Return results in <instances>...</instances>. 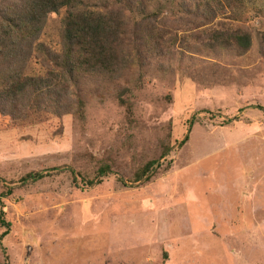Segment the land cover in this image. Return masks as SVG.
Instances as JSON below:
<instances>
[{
	"label": "rangeland",
	"instance_id": "1",
	"mask_svg": "<svg viewBox=\"0 0 264 264\" xmlns=\"http://www.w3.org/2000/svg\"><path fill=\"white\" fill-rule=\"evenodd\" d=\"M136 1L145 11L118 39L122 72L80 74L60 117L23 127L0 111V196L13 190L1 199L0 264H264V0L206 16L192 0ZM66 15L48 16L45 51L60 52ZM239 30L248 50L223 44ZM12 50L0 90L7 69L21 76V45ZM46 69L39 58L27 73ZM33 173L45 177L22 182Z\"/></svg>",
	"mask_w": 264,
	"mask_h": 264
},
{
	"label": "trees",
	"instance_id": "2",
	"mask_svg": "<svg viewBox=\"0 0 264 264\" xmlns=\"http://www.w3.org/2000/svg\"><path fill=\"white\" fill-rule=\"evenodd\" d=\"M1 1L0 56L9 60L14 54L13 47L21 45V76L9 74L8 69L2 76L0 111H6L9 116L6 120L23 127L35 124L39 119L42 121L45 116L60 117L70 113L71 109L65 106L64 102L69 96L71 86L73 89L79 88L80 74L89 70L94 71L93 74H113L117 71L118 63L122 72L125 69L123 63L126 62V56L122 51L121 58L117 55L121 50L118 39H121V34L126 33L123 27L126 21L134 18V11H145L144 8H135L136 0H111L113 4L105 7L106 12L82 8L84 0H21L20 10ZM252 1L192 0L196 9L199 2L204 6L205 16L217 14L211 10L212 4L220 5L218 10L222 14L223 3L236 10ZM63 9L67 10V15L63 23L61 50L58 53L45 51L38 44L43 27L50 14H59ZM140 20L144 21L145 17ZM228 35V38H224V45L236 44L244 50L250 47L251 39L248 33L239 30ZM39 58L47 66L45 74L28 75L27 71L33 60ZM9 65L10 61L7 63V66ZM124 91H129V88L120 86L118 91L113 92L122 106L126 105V101L120 96ZM81 108L82 104L80 110ZM187 139L188 136L179 146ZM169 151V147H164L162 158H165ZM159 166L160 159L145 164L136 174V182L149 180L152 169ZM110 171V166L103 165L98 169L97 175L106 176ZM44 177L43 174H28L22 182H35ZM12 191L11 188H6L0 196V226L6 228L4 235L8 234L9 223L5 220L1 199L10 196ZM165 257L167 258V255Z\"/></svg>",
	"mask_w": 264,
	"mask_h": 264
}]
</instances>
